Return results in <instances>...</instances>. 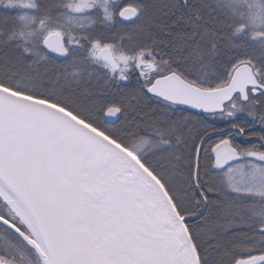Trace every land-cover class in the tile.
<instances>
[{"label":"snow or ice","instance_id":"snow-or-ice-1","mask_svg":"<svg viewBox=\"0 0 264 264\" xmlns=\"http://www.w3.org/2000/svg\"><path fill=\"white\" fill-rule=\"evenodd\" d=\"M0 264H264V0H0Z\"/></svg>","mask_w":264,"mask_h":264}]
</instances>
